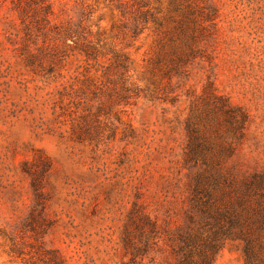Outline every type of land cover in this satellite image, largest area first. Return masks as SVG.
<instances>
[{"label":"rangeland","instance_id":"374dc122","mask_svg":"<svg viewBox=\"0 0 264 264\" xmlns=\"http://www.w3.org/2000/svg\"><path fill=\"white\" fill-rule=\"evenodd\" d=\"M192 145L264 177V0H0V264H172Z\"/></svg>","mask_w":264,"mask_h":264},{"label":"trees","instance_id":"16d2710c","mask_svg":"<svg viewBox=\"0 0 264 264\" xmlns=\"http://www.w3.org/2000/svg\"><path fill=\"white\" fill-rule=\"evenodd\" d=\"M144 23V16L133 20V36L141 32ZM189 149L192 151L189 170H198V166L203 170L190 179L192 205L183 230L173 241L171 249L175 261L172 264H211L229 240L241 241L244 264H260L256 256L264 252V177L252 175L230 210L210 209L219 180L211 161H198L196 148L192 145Z\"/></svg>","mask_w":264,"mask_h":264}]
</instances>
